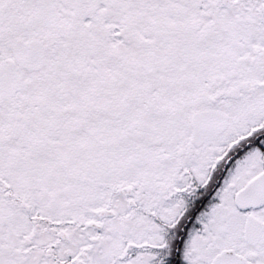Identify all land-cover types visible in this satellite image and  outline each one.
<instances>
[{
    "label": "snow or ice",
    "instance_id": "1",
    "mask_svg": "<svg viewBox=\"0 0 264 264\" xmlns=\"http://www.w3.org/2000/svg\"><path fill=\"white\" fill-rule=\"evenodd\" d=\"M0 264H264V0H0Z\"/></svg>",
    "mask_w": 264,
    "mask_h": 264
}]
</instances>
